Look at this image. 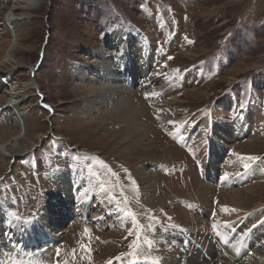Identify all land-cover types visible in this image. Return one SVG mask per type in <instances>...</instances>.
Wrapping results in <instances>:
<instances>
[{
    "label": "rangeland",
    "instance_id": "obj_1",
    "mask_svg": "<svg viewBox=\"0 0 264 264\" xmlns=\"http://www.w3.org/2000/svg\"><path fill=\"white\" fill-rule=\"evenodd\" d=\"M120 28L134 45L139 37L149 46L152 42L160 59L157 68L169 73L170 84L180 83L175 102L158 96L150 100L138 82L123 83L130 91L125 97L134 104L132 112L121 107L126 116L121 120H115L111 101L89 102L91 91L119 85L110 79L100 85L103 74L87 66L98 64L97 52L105 44L118 53L104 41ZM13 43L12 62L0 68V110L17 116L25 112L28 131L0 116V264H157L162 254L176 253L177 248L164 244L165 226H173L163 217L176 195L186 211L198 204L189 198L193 193L182 195L176 173L195 164L198 154L205 153L210 163L209 146L192 147V139L185 137L197 127L199 135L207 133L202 125L207 118L215 137L224 139L220 127L246 121V111L258 108L259 121H246V137L225 139L215 165L219 174L231 157L247 173L264 161V0H0V62ZM152 69L142 75L136 71L138 79L149 77ZM82 71L95 80L80 79ZM162 83L158 79L152 89ZM223 100H231L229 110ZM148 145L168 150L171 158L165 164L145 160L142 150ZM258 167L264 170L263 164ZM254 178L248 183L257 193L242 201L247 211L264 203V176ZM220 180L219 174L207 184L220 188ZM172 182L175 186L168 185ZM170 187L179 189L173 195ZM230 187L224 189L240 188L236 183ZM64 190L74 202L68 205L71 212L53 228L44 227L45 206L53 214ZM79 196L81 203L73 200ZM207 211L216 217V209ZM257 222L264 224V214ZM176 227L182 234L200 232ZM261 238L256 246L264 244Z\"/></svg>",
    "mask_w": 264,
    "mask_h": 264
},
{
    "label": "bare ground",
    "instance_id": "obj_2",
    "mask_svg": "<svg viewBox=\"0 0 264 264\" xmlns=\"http://www.w3.org/2000/svg\"><path fill=\"white\" fill-rule=\"evenodd\" d=\"M11 20L12 19L8 20V22H10ZM111 37L107 38L104 42L110 44L113 43V46L115 48L118 47L117 49L118 53L115 50V52H112L114 54H112L109 51V49H107L108 47L107 44H105V48L97 52V55L100 58L98 64L87 66V70L90 71L91 69H93L96 70L99 74L101 73L103 74L100 76L102 78V80L100 81V85L105 84L104 79H110L111 81L119 85H115L114 87L104 85L102 89L99 88V90L97 91L89 90L91 91V97L89 99L90 100L89 102L91 104L94 105L96 104L99 106L102 104L104 105L108 101H111V103L114 104V108L116 109L114 115L113 114L112 115L114 116L115 120H121L126 117L122 115L124 114V111L122 112L121 109L124 107V109L127 110V112H129L128 110H131L132 112L133 109L132 105L134 104L133 99L125 97V95L129 94L130 91L128 90V88H125L123 86V83L126 84L125 85L126 87H128L136 82H138L137 84L140 86V88H142V90H144L142 94L149 99L158 96V98L159 97L167 98V102H171V103L177 100L175 88H177L176 84L179 85L180 83L174 82L170 84L168 81L170 80L169 73L166 70L161 71L160 69H158L159 67L157 68L158 64L160 63L159 61L160 59L155 55V52L153 51L154 48L152 46L153 45L152 42L149 46L148 40L145 41L144 38L139 37V44L136 43V45H134L135 43L134 38L129 37V35L127 34L124 35V31L123 30L121 31V28L117 29V32H115V34H113ZM144 44L146 46H144ZM16 45L17 44L13 43V47L9 49L4 59L1 61L2 63L0 62V68L6 63L12 62L13 55L16 52L15 49ZM157 60L158 62H156ZM137 62H143V66L145 67L143 69L141 67L137 68V65L135 64ZM20 67L21 66H19L18 68ZM149 67L151 69L153 68L151 70V75L149 74L150 76L146 77L145 79L143 78L141 80L138 79L137 76L138 74H136V71H141L140 75H142L145 69H148ZM82 73H83L82 74L83 77H81L80 79H87L88 81L95 80L94 77L88 78V76H86L85 71H82ZM158 79H161L163 81L162 86L153 90L152 83L153 84H155V82L157 83ZM190 81H191V77L189 79V82ZM103 89H105L106 91L105 90L103 91ZM223 104H225L224 105V107L226 108L225 110L227 109L229 110L232 103L231 100L230 101L223 100ZM8 107L11 108L10 105H8ZM130 107L132 109H130ZM6 111L4 110L2 114V110H0V116L6 117L9 125L16 123L20 125L21 129L24 128L28 131L26 122L23 121L25 112L21 111L22 113H19V115L17 116L14 113H12L13 115L10 114L11 112L9 110L8 111L10 113L8 112L7 114ZM260 112L261 111L258 108H254V106H251L250 109L246 111L245 117H247V120L253 119L254 123H256L259 121V116L261 114ZM257 113H259V116ZM246 121L237 120L236 123H233V125L232 126L230 125V127L227 126L220 127L221 130L225 132L224 134H222V136H225L224 139L221 137H217V138L215 137L217 135H215L214 131H212L210 128V124L212 122L210 118H207L205 119V121L202 122L203 123L202 125L205 126L206 129L208 130L207 133H205L206 131L205 132L203 131V133L199 135V133L202 132V129L201 127H197L191 129L189 134L185 136L186 139L188 138L192 139V144H193L192 147L204 148L205 146L206 147L209 146L210 163H208L205 160V155H206L205 153L203 156L198 154V156L196 157L195 164L194 163L192 165L189 164L190 167L182 166L179 168V171L181 173H176L177 174L176 177H178V179L179 178L181 179L178 180L179 183L176 184L181 185L180 188L181 191H183L182 195L193 193L189 196V198H192L193 202H196L198 204L196 205V207L189 206L188 208L190 209V211H186L181 206L180 204L181 202L180 203L177 202L178 195L175 196L174 202L170 204V206L168 207L169 211L167 210L168 212L167 214H165L166 216L164 215L163 220H165L167 223L169 222V224L173 226V227L170 226L168 228L165 226L164 230H167L168 232H166L167 235H166V239L164 240V244L165 243L169 245L171 244L172 247L177 248V251L174 254L166 253L162 255L161 253L157 252L158 255L160 254L162 256V259L160 258L161 261L158 260L159 261L158 264H264V244L260 246H256V242H261L262 241L261 237H264V232H263L264 224L257 222V218L261 217L264 214V203H259L258 205H255L254 209H252L251 211H247V209H244L243 207V202H244L243 200H246L248 195L251 194L254 195L255 193V192L252 193L253 192L252 188L254 187V185L251 186L248 183L249 181L248 178L252 177L253 174L255 175L254 179H256V177L264 176V170L261 169V167H258L262 164L264 165V161L258 166L249 169L247 173L240 171V168L238 166L239 162L235 163L236 161L233 160V158L231 157L224 163V165L221 167L222 172L220 170L219 173L221 178L219 182L220 188L223 186L224 187L231 186L230 188H232V185L236 183L240 187L238 190L235 189L226 190L224 189V187L220 190V188H218L216 184H215L216 187L207 184V182L210 181L214 182L219 176V174H217L218 168L215 165V163L217 159L222 157V154L224 153L225 150L224 146L226 140L230 138L241 139L247 134L248 129H247ZM183 122L187 123V121H183ZM183 122H181V124L185 125V123ZM217 128L219 129V127ZM178 129H176L175 133L179 132ZM142 152L145 153V155H147L145 160H149V161L161 162L165 164V162L167 163V161L171 158V153L168 152V150L162 151L151 147V145H148V148H144ZM17 154L20 156L21 152L14 153L13 155H17ZM164 166H166L167 168L170 167L168 164ZM69 177L70 176L68 174H63V179H66L68 181ZM201 177H203L206 180V183L201 181V179H203ZM150 179L152 180L153 178L145 177L142 180L148 182ZM182 180H184L186 183L183 184ZM62 182L63 180L60 179H58L57 181V183L59 184L58 186L59 190L64 189ZM173 183L174 182L168 185L175 186V184ZM170 188L172 191H174L173 195L176 193V190L179 189L178 187L177 188L175 187L174 189L172 187ZM93 190L94 188L91 186L88 189L90 193H93ZM64 193L66 194L65 190ZM59 200H60L59 201L60 204L59 206L56 207V210L53 212V214L49 215L50 209L47 206H45L44 213L43 215H41L40 218L41 221H43L42 223L44 224V227L53 228V226L59 223V220L63 217V213H67L66 211L71 212V210L68 209L69 208L68 205L70 204L72 205L74 204V202H72V199L69 197V195L66 194L62 196V198H60ZM73 200L76 201L77 203H81L82 197L79 196L78 200L75 199ZM215 203L216 205L214 206ZM61 206H63V212L58 213L57 211H59V208ZM204 207L205 209H203ZM213 209H216V214H217L216 217H213L210 214H208L207 210H210L211 212ZM224 209H228L229 211H225ZM252 211H253L252 215H248V216L244 215ZM204 215L206 216V219L204 218ZM200 218H202V221L199 220ZM178 225L179 227L180 226L187 227V229L188 227L193 229L199 228L200 232H196L194 230L195 232H192L190 234H182L179 228L176 227ZM213 225H216L217 227L216 228L213 227L211 229V226ZM201 226L202 228L204 227L203 228L204 230L201 228ZM225 226H228L229 228L228 227L225 228ZM217 229H219L218 233L217 231H215ZM211 235H214L215 237L219 238L218 241H216L219 243L217 246H213L214 237L211 238ZM61 236H56V237H61ZM229 237H231V240L229 239ZM246 243L253 244V246L247 245ZM252 247H256L255 253L253 254L254 257L250 256L252 253L251 252ZM200 248L203 249V251L209 253V258H207L206 255L203 252H201V250H199ZM240 251L242 252V256H241L242 258L238 256Z\"/></svg>",
    "mask_w": 264,
    "mask_h": 264
},
{
    "label": "snow or ice",
    "instance_id": "obj_3",
    "mask_svg": "<svg viewBox=\"0 0 264 264\" xmlns=\"http://www.w3.org/2000/svg\"><path fill=\"white\" fill-rule=\"evenodd\" d=\"M241 159L252 160V159H255V158L254 157H246V158L245 157H241ZM245 167H247V165H245ZM224 210L225 211H229L228 209H224ZM129 215L132 217L133 224L136 225L137 227H139V225L136 222L135 214L134 213H129ZM214 227H215V225H214ZM85 231L87 232L88 230L86 229ZM129 234L132 235L131 232ZM138 239H139V237H138ZM148 243L151 244V241H149ZM132 247H135V245H132ZM157 264H158V262H157Z\"/></svg>",
    "mask_w": 264,
    "mask_h": 264
}]
</instances>
